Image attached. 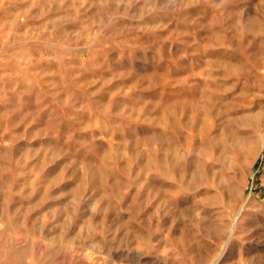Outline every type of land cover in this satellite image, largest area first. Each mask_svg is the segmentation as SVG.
<instances>
[{"label":"rangeland","instance_id":"374dc122","mask_svg":"<svg viewBox=\"0 0 264 264\" xmlns=\"http://www.w3.org/2000/svg\"><path fill=\"white\" fill-rule=\"evenodd\" d=\"M0 264H264V0H0Z\"/></svg>","mask_w":264,"mask_h":264}]
</instances>
